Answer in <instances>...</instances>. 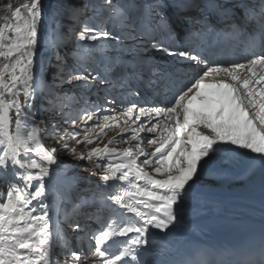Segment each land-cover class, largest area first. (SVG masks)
Returning <instances> with one entry per match:
<instances>
[{
	"label": "snow or ice",
	"instance_id": "1",
	"mask_svg": "<svg viewBox=\"0 0 264 264\" xmlns=\"http://www.w3.org/2000/svg\"><path fill=\"white\" fill-rule=\"evenodd\" d=\"M0 13V177H11L0 264H173L178 230L193 227L185 213L212 203L202 176L227 178L242 160L243 176L264 187V0H9ZM234 32L246 62L217 58ZM132 81L155 85L156 96L112 94ZM105 84L103 103L75 91ZM120 142L129 147H112ZM61 152L88 162L73 168L103 169L92 174L116 189L102 209L95 196L73 206L82 219L67 227L92 242L64 252L50 215ZM116 237L126 239L114 252ZM221 264H264V242L252 258Z\"/></svg>",
	"mask_w": 264,
	"mask_h": 264
},
{
	"label": "bare ground",
	"instance_id": "2",
	"mask_svg": "<svg viewBox=\"0 0 264 264\" xmlns=\"http://www.w3.org/2000/svg\"><path fill=\"white\" fill-rule=\"evenodd\" d=\"M119 92L116 91L115 93L119 94ZM155 95V92L151 93L148 100L153 99ZM123 98L125 99V97ZM240 151L244 152L246 150ZM224 166L228 167L229 165ZM231 167L232 175L227 178H219L215 175L201 177V183L211 188L210 199L212 203L208 205L202 214L197 215L192 209L185 213V224L193 227L178 230L173 241L175 252L171 257L172 260L176 256L195 252L194 248L200 249L197 252L201 253L203 246H231L235 242L243 241L244 238H251L250 233L253 230H264V187L261 186L259 176L246 179L242 174L245 167L242 160L234 162ZM77 175L76 172H70L68 177L60 181L65 186L70 185L71 189L75 188V184L82 186L81 178ZM79 180L80 182H78ZM90 183L91 180L88 179L85 184L89 185ZM109 183L119 184L120 182L110 181ZM94 185L96 184L94 183ZM98 189L106 192L112 190L106 188L103 184H99ZM222 192L233 194L229 197L230 202L220 198ZM239 194L243 195L240 196ZM55 199L53 196L50 203ZM225 207L232 210L224 214L223 208ZM55 228H57L56 222L54 224ZM154 243L159 244V241H154Z\"/></svg>",
	"mask_w": 264,
	"mask_h": 264
},
{
	"label": "rangeland",
	"instance_id": "3",
	"mask_svg": "<svg viewBox=\"0 0 264 264\" xmlns=\"http://www.w3.org/2000/svg\"><path fill=\"white\" fill-rule=\"evenodd\" d=\"M0 1H1L0 4H5L6 3V0H0ZM64 87H67L68 88V85H64ZM75 91L78 92L81 96H84V99L85 100H88L90 102L91 101H94V98L91 99L89 97V91L84 90V89H79V90H75ZM98 93L99 92L96 91V95H98ZM75 102L76 101H74V100H70V101L68 100L66 103L73 104ZM121 126H123L122 125V122H121ZM95 131L98 132L99 129H95ZM119 131H120V129H118V128L109 129L107 135L105 137H103L101 140L97 141V144L99 146L103 147L104 144H107L108 143V140L109 139H112L113 137H116ZM146 135H151V134H146ZM69 143L74 144V141H69ZM93 146H95V145H93ZM80 147H83L84 148L85 146L84 145H80L77 148V151H80L81 150ZM112 147H115L118 150H124V149L128 148L129 145L127 143L120 142V143H116V144L112 145ZM145 150H149L147 145H145ZM58 156L60 157L61 167H62V169L64 171H63V174L61 176H59L60 179L59 180L57 179V181H56L55 187L57 189H59V192L54 193L53 196L56 198L55 199L56 201L54 200L52 202V204L53 205H55L56 203L61 204L62 199H64V203H63L62 207L64 205H67V207H68V206H70L72 204V199H73V196L70 193L71 187L69 186V188H68L67 186H65L64 184H62L60 180L68 177V175H69L70 172H76L79 175H82V176L84 175L85 177L90 178L93 181V183H96V182L98 183V181H100L99 176L93 175L92 173H93V171H95V172H102L103 169L84 170V169H81V168H73L72 167L73 165H85L88 162L87 161L77 160V159H75L73 156H71L67 152H61V153L58 154ZM10 179H11V177L7 178V180H5V178H3V177H0V183H3V184L7 183L8 184ZM76 187L78 188V185H75V188ZM233 189H235V188H233ZM6 190H7V187H6ZM6 190L1 194V196L4 195V193L6 192ZM239 195L242 196L243 194H239ZM230 196H233V194H228V193L222 192L220 198H223L225 200H229V202H230V199H229ZM82 198H84L83 195H80L78 197V199H77V205L80 204V201H81ZM57 209L58 208H55L54 207L53 212L50 213V215L52 216V228L54 227L55 218H56V215H57ZM231 210H232L231 208L227 209V207H225V208H223V213L225 214L227 212H230ZM75 218L82 219L81 217H78V216H75ZM68 233H69L70 236H72V239H71L72 241L70 242L68 240L67 243L62 242L61 248H60V251L61 252L69 251V248H70V250H76V248L78 247V245L84 244L87 241L86 237H84L82 234L72 232L71 229H69V232ZM61 234L64 235L63 232H61ZM78 235L80 236V239H76L75 238Z\"/></svg>",
	"mask_w": 264,
	"mask_h": 264
},
{
	"label": "trees",
	"instance_id": "4",
	"mask_svg": "<svg viewBox=\"0 0 264 264\" xmlns=\"http://www.w3.org/2000/svg\"><path fill=\"white\" fill-rule=\"evenodd\" d=\"M52 0H45V6L47 7V5L51 2ZM9 2V0H6V3ZM10 2L15 6V5H19L23 2H25V0H10ZM1 3V2H0ZM4 4H0V8L3 7ZM6 189V187L4 185L0 184V193L4 192Z\"/></svg>",
	"mask_w": 264,
	"mask_h": 264
}]
</instances>
